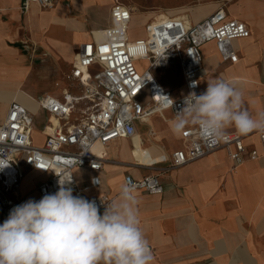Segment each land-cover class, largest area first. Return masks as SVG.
Segmentation results:
<instances>
[{
  "label": "built area",
  "instance_id": "obj_1",
  "mask_svg": "<svg viewBox=\"0 0 264 264\" xmlns=\"http://www.w3.org/2000/svg\"><path fill=\"white\" fill-rule=\"evenodd\" d=\"M20 1L24 10L30 3L48 10L58 0ZM132 13L131 8L115 0L109 11V25L98 37L91 33V41L77 49L65 75L67 86L58 94L35 100L37 109L45 116L40 145L31 141L32 114L16 101L8 105L0 123V215L5 220L12 208L27 201L21 192L27 173L44 177L31 192L35 193L36 201L55 193L64 181L63 186L71 188L73 195L95 201L102 213L104 203L112 199L106 194L87 192L100 187L96 173L107 160L108 144L118 139L132 140L137 133L136 124H147L153 115L163 117L169 111L175 119L189 93L206 90L200 84L203 44L214 42L221 60L235 63L237 54L232 41L249 37L244 23L229 19L224 9L219 8L196 24L183 18L157 16L145 23L142 38H131ZM141 59L147 62L144 70L136 66ZM175 69L180 73L181 95L165 88L152 75L153 71ZM149 135L153 136V132ZM257 135L261 154L246 149L243 135L226 133L223 141L209 144L197 126H187L180 133V149L147 165L163 166L157 175L138 180L126 175L124 183L134 185L135 191L160 195L161 174L220 149L226 151L235 169L246 160L254 161L264 155V134L257 132ZM133 164L142 165L136 161ZM76 169L93 173L88 185L80 186L75 180Z\"/></svg>",
  "mask_w": 264,
  "mask_h": 264
},
{
  "label": "crops",
  "instance_id": "obj_2",
  "mask_svg": "<svg viewBox=\"0 0 264 264\" xmlns=\"http://www.w3.org/2000/svg\"><path fill=\"white\" fill-rule=\"evenodd\" d=\"M71 1L74 9L80 7L99 15V0L91 2V5H85L83 1L86 0H81L79 5H76V0ZM113 3L114 0H103L107 24L99 25V17L94 16L96 20L90 24L92 30L87 32L81 18L72 14L74 9L70 1L58 0L48 10L30 3L24 10L20 0H0V57H13L21 63L17 69L25 71L27 67L24 66L25 57L21 51L39 49L42 53L53 54L56 62L61 58L71 61V67L77 49L84 42L91 41L93 30H104L109 25V11ZM29 8L36 17L28 15ZM223 9L229 19L246 25L249 37L232 41V48L237 54L235 63L223 62L214 42L203 44L210 46L214 52L206 67H202V76L210 70L214 80L232 82L242 91L244 106L255 115L257 111L264 110V0H236ZM215 10L208 8L203 15L193 20L187 18L186 21L196 24ZM71 42L74 53L66 54ZM178 74L181 93L171 91L181 95L183 89L179 71ZM200 84L206 89L207 84L202 85L201 79ZM19 97L23 101L25 97L29 98L21 88L10 89L5 81L0 80V123L12 101L20 104ZM156 118L168 122L173 129L175 119L169 111L164 112L163 117L153 115L148 124ZM138 125L142 124H136L137 133L132 140L118 139L108 144L107 160L96 173L101 181L100 187L88 191V195L102 193L113 200L126 175L136 180L157 175L163 166L151 168L147 165L158 162L161 156L168 158L173 151L181 148L180 133L175 131L177 148L168 149L161 144L165 139L162 130L156 131L150 126L145 138L138 132ZM150 131L153 136L149 135ZM226 133L237 132L232 127L226 129ZM243 136L248 151L255 149L262 153L256 131ZM117 144L127 146L128 153L110 159L109 150ZM134 161L143 166L134 165ZM79 170L84 169L74 172ZM87 172L90 178L93 173ZM31 174L35 173H27ZM35 175L38 176L35 183L44 179L42 175ZM73 175L80 186L88 185V181L82 185L79 178ZM159 180L163 187L160 195L135 191L139 201L140 227L151 245L153 264H264V155L254 161L246 160L233 169L226 151L220 149L161 174ZM31 192L28 199L34 195L33 200H36L35 193Z\"/></svg>",
  "mask_w": 264,
  "mask_h": 264
},
{
  "label": "clouds",
  "instance_id": "obj_3",
  "mask_svg": "<svg viewBox=\"0 0 264 264\" xmlns=\"http://www.w3.org/2000/svg\"><path fill=\"white\" fill-rule=\"evenodd\" d=\"M191 125L209 144L223 141L232 127L239 135L264 134V110L253 115L241 90L215 79L202 93H189L176 111L174 131ZM63 184L55 193L11 209L0 224V264H153L134 185L122 184L101 213L95 201L73 195Z\"/></svg>",
  "mask_w": 264,
  "mask_h": 264
},
{
  "label": "rangeland",
  "instance_id": "obj_4",
  "mask_svg": "<svg viewBox=\"0 0 264 264\" xmlns=\"http://www.w3.org/2000/svg\"><path fill=\"white\" fill-rule=\"evenodd\" d=\"M70 6H74L71 0ZM81 0H76V5H79ZM115 1V0H114ZM236 0H118V2L124 4L125 6L131 8L132 18L129 24V34L131 38H142L144 36V25L146 21H149L157 16H169V17H180L177 15L179 13L185 12L183 19L193 20L198 16L205 13L208 8H225ZM85 5H91V2H96V0H86L83 1ZM103 0H99V15L93 14L88 9H74L72 14L77 18H81L85 29L89 32L91 29L90 24L92 20H96L99 17V25H105L108 22V17L106 16L105 7H103ZM194 12V14H192ZM93 14V15H92ZM28 15L30 17H36L37 15L33 13V10L29 8ZM96 16V17H94ZM94 17V18H93ZM146 20V21H145ZM101 29H94V35H101ZM72 43V44H71ZM66 48L65 53H74L75 48L73 47V42H71ZM55 50V49H54ZM28 52L21 51L22 55L25 57L24 66H26L25 71L17 69L21 66V63L16 61L11 56L0 57V80L5 81L6 86L10 89L21 88L30 100H22L19 97L17 100L29 111L34 117L31 141L33 145H40L43 141V137L40 135L42 126L45 123L44 114L36 109L35 100L45 96L46 94H58L63 88L67 86L65 82V75L69 72L71 61H65L62 58L55 61L53 54H45L39 51V49L33 50L28 49ZM202 56V67H206V63L211 59L213 54V49L210 46H202L200 48ZM32 59V60H30ZM136 66L139 69H146L147 62L144 60H138ZM207 75L202 76V85L207 84L208 81L214 80V74L211 71L206 72ZM152 75L158 79L166 88L176 91L178 94L181 93V89H178L180 84L179 74L176 70H163V71H153ZM56 84L58 86L56 87ZM1 115V112H0ZM150 126L154 130H162L164 132V141L161 144L167 146L168 149L177 148L178 143L175 140V131H173L171 125L168 122H164L159 118L151 121V124L138 125V132L145 138H147V133ZM152 143H155L151 140ZM253 144L254 140L251 141ZM159 145V144H158ZM128 153L127 146L124 145H114L112 149L109 150L110 159L122 156ZM76 178H79L81 184H85L88 181L89 174L85 170H79L74 172ZM37 175H25L22 180L21 192L23 196H28L31 191L34 190L36 185L35 181ZM30 199H34V195ZM27 200H29L27 198ZM5 218L0 215V224L4 222Z\"/></svg>",
  "mask_w": 264,
  "mask_h": 264
},
{
  "label": "bare ground",
  "instance_id": "obj_5",
  "mask_svg": "<svg viewBox=\"0 0 264 264\" xmlns=\"http://www.w3.org/2000/svg\"><path fill=\"white\" fill-rule=\"evenodd\" d=\"M184 14H185V12H182V14H179V15H181L180 17H184ZM163 17V16H162ZM54 121V120H53ZM55 122V121H54ZM254 133V132H253ZM27 198H28V196H27Z\"/></svg>",
  "mask_w": 264,
  "mask_h": 264
}]
</instances>
